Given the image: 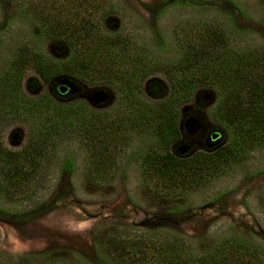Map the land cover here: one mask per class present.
<instances>
[{"label": "rangeland", "instance_id": "374dc122", "mask_svg": "<svg viewBox=\"0 0 264 264\" xmlns=\"http://www.w3.org/2000/svg\"><path fill=\"white\" fill-rule=\"evenodd\" d=\"M117 1L119 12L105 22L106 30L132 34L147 44L162 65L181 57L173 29L184 20L222 22L234 34V50H264V5L260 0ZM21 43L53 59L69 55L67 48L43 34L31 13L16 9L12 0H0V79ZM130 76L138 80L133 70ZM137 80L128 95L118 82L89 85L57 78L43 86L28 70L21 93L59 105L82 102L94 111L134 120L142 98L160 103L169 96L163 72L140 84ZM58 85H66L68 92L57 95ZM0 95V105H9L8 98L2 97L8 92ZM219 99L215 86L199 87L193 98L179 107L180 138L167 150L154 135L127 124L129 130L120 145L112 180L104 186L90 180L89 157L78 139H66L47 167L43 196L38 200L46 202L39 209L29 211L35 202L14 205L0 198V261L33 254L30 264H119L107 251L110 236L127 242L175 241L195 255L210 253L223 241L239 239L264 255V146L246 147L241 162L184 196L158 193L154 186L160 181L149 179L150 174L144 171L146 157L155 153L190 157L214 153L227 144L232 132L215 114ZM1 115L5 117L0 123L4 146L20 150L29 138L28 122L8 113Z\"/></svg>", "mask_w": 264, "mask_h": 264}, {"label": "trees", "instance_id": "16d2710c", "mask_svg": "<svg viewBox=\"0 0 264 264\" xmlns=\"http://www.w3.org/2000/svg\"><path fill=\"white\" fill-rule=\"evenodd\" d=\"M260 1L264 5V0ZM12 3L19 11L31 13L43 34L67 48L69 55L53 59L30 44L21 43L0 79V94L8 92L2 97L9 100V105H0V123L5 120L1 114L8 113L23 118L30 126L27 143L20 150L8 149L0 138V198L14 205L35 202L29 211L39 209L46 202L38 200L43 196L47 167L57 148L71 138L78 139L80 148L89 157L87 172L92 183L107 185L112 180L123 137L129 130L126 125L136 124L141 131L154 135L167 150L180 138L179 107L190 101L203 85L218 89L220 99L215 114L231 129L232 139L211 154L176 157L166 151L147 156L144 171L150 174L149 179L160 181L154 189L167 197L187 195L241 162L246 147L264 146V50H234L231 46L234 34L222 22L180 21L173 35L181 57L173 64L162 65L147 44L132 34H111L106 30L105 22L119 12L117 0H12ZM28 70L43 86L57 78L89 85L118 82L128 95L137 80L130 76L131 70L136 72L139 84L156 72H163L169 82V96L160 103L142 98L134 120L113 117L112 112H97L82 102L59 105L45 97H27L21 93V85ZM106 247L119 264H264V255L239 239L223 241L205 255L187 253L175 241L127 242L116 236L107 238ZM11 258L0 264H30L35 255Z\"/></svg>", "mask_w": 264, "mask_h": 264}, {"label": "water", "instance_id": "95a60500", "mask_svg": "<svg viewBox=\"0 0 264 264\" xmlns=\"http://www.w3.org/2000/svg\"><path fill=\"white\" fill-rule=\"evenodd\" d=\"M67 89H68V87L63 86V85H61V86L59 87V90H60L61 93H64L65 91H67ZM214 136H215V135H214Z\"/></svg>", "mask_w": 264, "mask_h": 264}, {"label": "flooded vegetation", "instance_id": "af4514ba", "mask_svg": "<svg viewBox=\"0 0 264 264\" xmlns=\"http://www.w3.org/2000/svg\"><path fill=\"white\" fill-rule=\"evenodd\" d=\"M63 86H66V85H63ZM60 87V86H59ZM59 87H58V90H59ZM67 87V86H66ZM59 92H60V90H59ZM68 92V89H67V91H65L64 93H67ZM63 94V93H62Z\"/></svg>", "mask_w": 264, "mask_h": 264}]
</instances>
